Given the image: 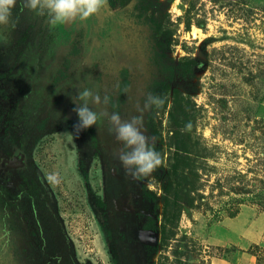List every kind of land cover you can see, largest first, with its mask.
<instances>
[{
    "label": "rangeland",
    "instance_id": "374dc122",
    "mask_svg": "<svg viewBox=\"0 0 264 264\" xmlns=\"http://www.w3.org/2000/svg\"><path fill=\"white\" fill-rule=\"evenodd\" d=\"M109 1L128 7V36L146 68L145 80L137 76L134 91L120 95L116 113L139 120L162 159L149 175L126 169L150 229L141 234L146 264H264V0ZM47 14L31 20L37 29ZM31 137L30 162L46 179L59 177L48 183L79 264H110L88 200L105 189L102 162L83 161L85 180L76 165L81 145L66 126ZM178 149L189 165L181 189L172 178ZM176 194L181 216L166 221L165 200L172 212Z\"/></svg>",
    "mask_w": 264,
    "mask_h": 264
},
{
    "label": "flooded vegetation",
    "instance_id": "af4514ba",
    "mask_svg": "<svg viewBox=\"0 0 264 264\" xmlns=\"http://www.w3.org/2000/svg\"><path fill=\"white\" fill-rule=\"evenodd\" d=\"M128 11L107 0L98 14L78 17L69 28L48 26V13L37 29L31 21L37 12L16 0L11 24L0 26L7 37L0 42V264H79L56 192L27 150L31 135L63 126L81 145L76 165L82 178L88 179L86 160L102 162L105 189L90 192L88 200L110 264H146L141 234L150 229L134 204L109 120L120 95L134 91L136 77L145 80L140 49L126 29ZM85 89L99 96V104L89 99V108L103 115L77 133L74 108L84 103L77 98Z\"/></svg>",
    "mask_w": 264,
    "mask_h": 264
},
{
    "label": "clouds",
    "instance_id": "9594fccd",
    "mask_svg": "<svg viewBox=\"0 0 264 264\" xmlns=\"http://www.w3.org/2000/svg\"><path fill=\"white\" fill-rule=\"evenodd\" d=\"M15 5L16 0H0V26L11 24L12 9ZM106 5L107 0H25V6L29 10L36 11L38 14H42L46 10L50 15L49 23L52 25L66 24L76 17L87 19L98 14ZM6 40V35L0 32V42H6ZM77 99L84 102L81 105L73 99L74 103L79 105L74 108L79 118V123L74 126L78 133L81 129L97 125L98 117L103 113L89 108V99L94 104L100 103L99 96H94L91 90L85 89ZM148 101L157 106L164 103L162 99L152 96L148 97ZM109 120L113 125L116 139L122 141L124 147L128 149V151L119 153V159L133 176L137 174L149 175L161 166V156L150 146V138L141 130L139 120L133 118L131 121H123L115 113L109 117ZM47 180L51 184L60 182L59 177L54 174L49 175Z\"/></svg>",
    "mask_w": 264,
    "mask_h": 264
},
{
    "label": "trees",
    "instance_id": "16d2710c",
    "mask_svg": "<svg viewBox=\"0 0 264 264\" xmlns=\"http://www.w3.org/2000/svg\"><path fill=\"white\" fill-rule=\"evenodd\" d=\"M182 152H186V151L182 150ZM175 159L177 160V163L172 167V178H174L177 189H181L184 185H186L187 180L185 176L187 172L185 171L188 169L189 165L186 164V162L184 161V158L181 156L179 149L175 153ZM177 192H179V190ZM174 199L175 202L173 205H175V210H173L172 212H171L170 200L169 199L165 200L164 217L166 221L169 220L170 217H172L174 221H177L181 216V209H182L180 203L181 196L179 194H176V197ZM164 240L165 239L162 238V241Z\"/></svg>",
    "mask_w": 264,
    "mask_h": 264
},
{
    "label": "water",
    "instance_id": "95a60500",
    "mask_svg": "<svg viewBox=\"0 0 264 264\" xmlns=\"http://www.w3.org/2000/svg\"><path fill=\"white\" fill-rule=\"evenodd\" d=\"M78 17H76L75 19L69 21L68 23L64 24L66 28H69L70 26L74 25L76 23Z\"/></svg>",
    "mask_w": 264,
    "mask_h": 264
},
{
    "label": "crops",
    "instance_id": "0c3cea01",
    "mask_svg": "<svg viewBox=\"0 0 264 264\" xmlns=\"http://www.w3.org/2000/svg\"><path fill=\"white\" fill-rule=\"evenodd\" d=\"M254 235V234H253ZM248 261H250V263H251V261H252V258H248Z\"/></svg>",
    "mask_w": 264,
    "mask_h": 264
}]
</instances>
